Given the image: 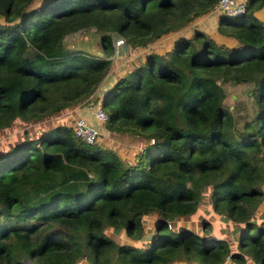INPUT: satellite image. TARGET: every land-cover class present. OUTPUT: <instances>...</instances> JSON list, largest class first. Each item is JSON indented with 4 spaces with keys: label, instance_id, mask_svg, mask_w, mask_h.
Returning <instances> with one entry per match:
<instances>
[{
    "label": "trees",
    "instance_id": "16d2710c",
    "mask_svg": "<svg viewBox=\"0 0 264 264\" xmlns=\"http://www.w3.org/2000/svg\"><path fill=\"white\" fill-rule=\"evenodd\" d=\"M215 1L0 0V130L40 128L0 147V264H264V0L218 17L233 45L194 29L103 92L106 130L139 138L132 161L48 122L93 95L113 35L143 47ZM88 28L103 55L64 45ZM201 198L233 238L180 220Z\"/></svg>",
    "mask_w": 264,
    "mask_h": 264
},
{
    "label": "rangeland",
    "instance_id": "374dc122",
    "mask_svg": "<svg viewBox=\"0 0 264 264\" xmlns=\"http://www.w3.org/2000/svg\"><path fill=\"white\" fill-rule=\"evenodd\" d=\"M256 13V12H255ZM256 15L257 17L262 21L264 24V10H260ZM2 21L0 17V22ZM190 23V22H189ZM188 23V24H189ZM191 24V23H190ZM189 24V25H190ZM187 27V25H185ZM184 26V27H185ZM215 15L211 14L206 17V19H202L197 21L195 24H191V26L186 29L185 32L191 33L194 29H202L205 31L208 35L213 37L217 41H222L227 43L228 45H233L234 42L226 37H222L219 34H216L217 31H215ZM195 27V28H193ZM182 29V28H181ZM179 29V30H181ZM179 33V32H178ZM177 33V37L182 36L181 34ZM169 34V33H168ZM172 34V32H171ZM98 35L99 32L94 31L92 28L84 29L78 33H74L68 36H65L63 39V43L67 48L70 49H80L86 52L90 53H96V50L101 52V55H103V52L98 44ZM167 35V34H166ZM113 37H116L115 35ZM173 38H168L165 35L161 36L154 41L146 44L143 47H126L124 50H122L121 53H118L114 59H116V62L118 64V67L124 68V63L127 61H130L131 59H135L136 56H141L145 52L150 51H156L159 53H164V51L170 46L171 42L174 41ZM172 40L170 43L169 41ZM245 102L247 107L250 106L252 108V103L248 96H245ZM95 106H99V103L95 104ZM90 109H88V116H83L80 114L72 115L71 118H59L56 116L55 118H51L49 123H56L60 122L62 120V123H72L73 118L76 116H81L87 121L91 122L94 120L92 117V110L94 109L93 105H89ZM60 120V121H59ZM96 124V122H95ZM50 125V124H48ZM29 125L21 124V126H17L14 130H8V129H1L0 130V147H10L14 142H16L19 139H22L25 135H31L38 129H40L38 126L32 125L34 128L33 130L27 129V133L24 132V128L28 127ZM30 132V134H29ZM33 136V135H32ZM97 143L105 146V147H113L118 151L121 157L124 158L125 161H132L133 159L132 155L134 153V150L139 146V138L136 135H132L131 133H113L104 127V122L101 124L99 123V135L96 140ZM149 142H152V138L149 140ZM264 204V201L261 200ZM258 210V209H257ZM260 215L263 214L264 211V205L259 207ZM262 213V214H261ZM150 218L145 219V225H148ZM147 220V221H146ZM181 220V219H180ZM183 220V221H182ZM181 221L185 224L189 225L191 229H193L197 234L200 236H204L206 234L212 233L219 235L223 231L225 235H229L231 238L234 237V234L236 232V225H232L231 223L225 221L222 219V217L217 216L214 214L210 208L209 201L206 198H201L198 202L197 208L195 211L182 219ZM203 221H206V224L203 225ZM210 225V226H209ZM151 227V226H150ZM167 227H172V222H169V225ZM58 229H63L61 226L57 227ZM152 229L149 231L147 230L146 233H144L143 237H149L151 235ZM228 237V236H227ZM25 264H42L40 262H35L29 259H26ZM174 264H179V262H176ZM219 264H239L234 260H223ZM245 264H250L249 261H245Z\"/></svg>",
    "mask_w": 264,
    "mask_h": 264
},
{
    "label": "built area",
    "instance_id": "2783aa9c",
    "mask_svg": "<svg viewBox=\"0 0 264 264\" xmlns=\"http://www.w3.org/2000/svg\"><path fill=\"white\" fill-rule=\"evenodd\" d=\"M245 4L246 0H216L208 13L215 14L217 19L220 15L236 16L245 11ZM123 43L124 40L121 36L114 37V47ZM93 108L92 117L95 121L89 122L81 116H76L72 121V129L75 136L86 143H92L97 140L99 123L101 124L106 119V113L102 108L99 106H94Z\"/></svg>",
    "mask_w": 264,
    "mask_h": 264
},
{
    "label": "crops",
    "instance_id": "0c3cea01",
    "mask_svg": "<svg viewBox=\"0 0 264 264\" xmlns=\"http://www.w3.org/2000/svg\"><path fill=\"white\" fill-rule=\"evenodd\" d=\"M260 10H264V6H261L259 9H257V10H255L254 12H256L255 14H257ZM212 13H206V14H204V15H201V16H199V17H197V18H195L193 21H191L190 23L191 24H195V23H197V21H199V20H204V19H206V17L207 16H209V15H211ZM213 15H215V14H213ZM258 16V15H257ZM216 20H217V17H216V15H215V24H217L216 23ZM189 23V24H190ZM189 24H187V27L189 28L190 26H191V24L189 25ZM186 26L185 27H183L181 30H177V31H175V32H173L172 34L171 33H169V34H167V35H165L166 37H168V38H173V39H175L178 35H177V33L178 34H181L182 36L184 35V36H187V35H189V33H187V32H185L186 30H188V29H186L187 28ZM193 28H195V27H193ZM200 30H202V29H200ZM203 31V30H202ZM215 31H217L216 30V26H215ZM205 32V31H204ZM206 33V32H205ZM207 34V33H206ZM216 34H218L217 32H216ZM114 36V35H113ZM112 36V40L114 39V37ZM117 36V35H116ZM210 36V35H209ZM223 37V36H222ZM172 39V40H173ZM229 39V38H228ZM172 40H170L169 41V43L172 41ZM230 40H232V39H230ZM233 41V40H232ZM220 42H222V41H220ZM234 42V41H233ZM122 46V44L121 45H119V46H117V47H114V53L112 54V55H110V57H112L111 58V63H112V65H111V68H110V70L107 72V74L105 75V77L102 79V81L100 82V84H99V86L97 87V89L95 90V92L93 93V95L89 98V99H87L86 101H84V102H82L81 104H78L77 106H75V107H73L72 109H70V110H68L66 113H64V114H60L58 117L59 118H71V116L72 115H77V114H80V115H83V116H88V117H90V115H88V109H90V107H88L89 105H93V106H95V104H97V103H99V100H100V97L102 96V94H103V92L107 89V88H109V86L114 82V80L119 76V75H122L126 70H127V68H128V65H129V63H131V61H133V59H131L130 61H127L126 63H124L123 65H124V68H122V67H118V64H117V62H116V59H114L115 57H116V55L118 54V53H121L122 52V50H124V47H121ZM115 50H116V53H115ZM97 51L98 50H96V53H97ZM141 56H136V62H138V61H141ZM95 97H97V101L95 102L94 100H95ZM232 97H235V95L232 93ZM72 119V118H71ZM60 121V120H59ZM93 121V120H92ZM61 122H62V120H61ZM131 160H132V158H131ZM127 162H130V160L129 161H127ZM258 211V210H257ZM259 212H260V210H259ZM263 215H264V211H263ZM260 216H262V215H260ZM145 218H150L148 215L147 216H145ZM183 218H181V220H182ZM183 221V220H182ZM204 222V221H203ZM232 224V223H231ZM232 225H235V224H232ZM187 226H189V225H187ZM235 235V234H234ZM229 236V235H228ZM230 237V236H229ZM226 260H228V259H226ZM248 261V260H247Z\"/></svg>",
    "mask_w": 264,
    "mask_h": 264
},
{
    "label": "water",
    "instance_id": "95a60500",
    "mask_svg": "<svg viewBox=\"0 0 264 264\" xmlns=\"http://www.w3.org/2000/svg\"><path fill=\"white\" fill-rule=\"evenodd\" d=\"M96 54L101 55V52H100V51H97ZM94 101H95V102L97 101V97H95V100H94Z\"/></svg>",
    "mask_w": 264,
    "mask_h": 264
},
{
    "label": "clouds",
    "instance_id": "9594fccd",
    "mask_svg": "<svg viewBox=\"0 0 264 264\" xmlns=\"http://www.w3.org/2000/svg\"><path fill=\"white\" fill-rule=\"evenodd\" d=\"M114 40V39H113Z\"/></svg>",
    "mask_w": 264,
    "mask_h": 264
}]
</instances>
